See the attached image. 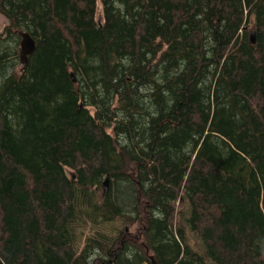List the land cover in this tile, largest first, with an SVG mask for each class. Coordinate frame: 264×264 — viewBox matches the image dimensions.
Returning <instances> with one entry per match:
<instances>
[{
  "label": "trees",
  "instance_id": "trees-1",
  "mask_svg": "<svg viewBox=\"0 0 264 264\" xmlns=\"http://www.w3.org/2000/svg\"><path fill=\"white\" fill-rule=\"evenodd\" d=\"M0 14V264H264V0Z\"/></svg>",
  "mask_w": 264,
  "mask_h": 264
},
{
  "label": "water",
  "instance_id": "water-1",
  "mask_svg": "<svg viewBox=\"0 0 264 264\" xmlns=\"http://www.w3.org/2000/svg\"><path fill=\"white\" fill-rule=\"evenodd\" d=\"M21 36V44H20V62L22 64V68L25 67L27 58L30 56L35 50V41L27 34L20 32ZM250 41L251 43H255V32H250ZM72 80L75 81L73 73H71ZM109 180L106 178L103 182V194L108 191ZM152 258V257H151Z\"/></svg>",
  "mask_w": 264,
  "mask_h": 264
},
{
  "label": "rangeland",
  "instance_id": "rangeland-1",
  "mask_svg": "<svg viewBox=\"0 0 264 264\" xmlns=\"http://www.w3.org/2000/svg\"><path fill=\"white\" fill-rule=\"evenodd\" d=\"M98 15H100V13ZM5 23H6L5 18L0 14V31L2 30Z\"/></svg>",
  "mask_w": 264,
  "mask_h": 264
}]
</instances>
